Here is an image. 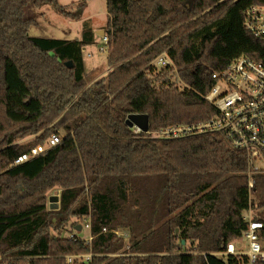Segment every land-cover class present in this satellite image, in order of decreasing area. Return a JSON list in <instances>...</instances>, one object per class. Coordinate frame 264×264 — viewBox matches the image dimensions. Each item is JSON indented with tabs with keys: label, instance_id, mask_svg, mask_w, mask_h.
I'll return each instance as SVG.
<instances>
[{
	"label": "trees",
	"instance_id": "1",
	"mask_svg": "<svg viewBox=\"0 0 264 264\" xmlns=\"http://www.w3.org/2000/svg\"><path fill=\"white\" fill-rule=\"evenodd\" d=\"M253 5L264 0H107L111 71L89 84V22L73 40L30 35L41 8L80 20L86 2L70 11L60 0H0V264L90 252L126 254L94 264H231L211 254L243 236L250 207L264 222V175L251 190L247 155L222 133L155 135L216 116L206 97L237 57L264 64V42L245 26ZM164 55L172 65L158 67ZM133 114L148 115V133L128 126ZM62 132L56 147L12 166ZM87 218L92 242L63 235Z\"/></svg>",
	"mask_w": 264,
	"mask_h": 264
},
{
	"label": "built area",
	"instance_id": "2",
	"mask_svg": "<svg viewBox=\"0 0 264 264\" xmlns=\"http://www.w3.org/2000/svg\"><path fill=\"white\" fill-rule=\"evenodd\" d=\"M245 26L256 38L264 42V6L253 5L246 9ZM104 40L108 45V37L104 36ZM156 64L158 67H164L172 65V62L164 55ZM214 78L217 79V84L206 100L216 108V116L200 124L163 129L155 136L168 140L203 133L224 134L235 149L247 155L251 170L249 188L252 190L255 185L253 174L264 175V64L242 55L234 59L223 72L215 74ZM135 131L140 132V129L135 127ZM60 142V135L54 133L45 144L36 145L29 152L20 155L12 166L37 157ZM243 220L247 224L243 236L230 242L224 251L211 255L230 259L231 264H264V222L256 218L252 207L243 213ZM79 226L80 232L75 229L68 237L92 242L94 237L91 218L85 219ZM84 230L89 232L88 238L81 236ZM117 234L119 235V232ZM125 255L124 252L109 255L90 252L67 255L65 260L66 264H94L95 258L107 256L113 259Z\"/></svg>",
	"mask_w": 264,
	"mask_h": 264
},
{
	"label": "rangeland",
	"instance_id": "3",
	"mask_svg": "<svg viewBox=\"0 0 264 264\" xmlns=\"http://www.w3.org/2000/svg\"><path fill=\"white\" fill-rule=\"evenodd\" d=\"M87 3L86 9L84 10L82 20L74 21L72 24L71 20L62 16L56 12L51 6H45L39 10L42 16L39 19V26L34 27L30 31V35L35 38H52L62 40H73L82 36V31L86 21L90 23L96 32V44L88 46L84 50V56L86 61V69L88 72L89 84H93L98 79L108 75L111 71L107 64L109 57V48L106 45L104 36H106L105 28L108 24V13H107V0H60V4L70 11H75L78 7ZM89 19L91 21H89ZM85 20V21H84ZM86 22V23H88ZM60 137L63 136L59 133ZM36 136H28L21 140L20 143H30ZM60 197V190L53 191L50 194V203L55 206V200ZM69 230V231H68ZM68 230L63 235H69L72 232V224L69 225ZM119 235L129 238L127 231H119ZM83 238H88L89 232L84 230L81 234Z\"/></svg>",
	"mask_w": 264,
	"mask_h": 264
},
{
	"label": "water",
	"instance_id": "4",
	"mask_svg": "<svg viewBox=\"0 0 264 264\" xmlns=\"http://www.w3.org/2000/svg\"><path fill=\"white\" fill-rule=\"evenodd\" d=\"M103 34H105V32H103ZM69 66H72V63H68ZM127 124L130 128H139L140 131L144 132V133H148L149 132V117L148 115H139V114H133L130 115L127 119ZM55 202H58V197L55 200ZM77 231L80 232L81 230V226H78ZM183 245H186L187 242L184 240L182 242ZM194 244V242H192V245Z\"/></svg>",
	"mask_w": 264,
	"mask_h": 264
},
{
	"label": "crops",
	"instance_id": "5",
	"mask_svg": "<svg viewBox=\"0 0 264 264\" xmlns=\"http://www.w3.org/2000/svg\"><path fill=\"white\" fill-rule=\"evenodd\" d=\"M86 9V8H85ZM83 14H84V12H83ZM82 18H83V16H82ZM82 18L80 19V20H82ZM71 20V19H70ZM74 21H78L79 22V20H71V22H72V24L73 23H75ZM85 21V20H84ZM89 21H91L90 19H89ZM86 22H88V21H86ZM81 38V37H80ZM98 45V44H97ZM99 47L101 46V45H98Z\"/></svg>",
	"mask_w": 264,
	"mask_h": 264
}]
</instances>
